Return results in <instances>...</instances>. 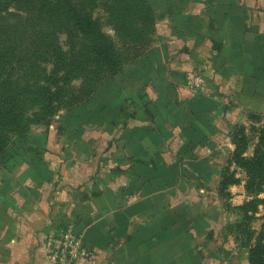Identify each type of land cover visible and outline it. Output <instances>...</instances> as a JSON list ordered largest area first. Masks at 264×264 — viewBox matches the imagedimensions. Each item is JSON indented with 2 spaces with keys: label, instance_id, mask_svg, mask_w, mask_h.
Instances as JSON below:
<instances>
[{
  "label": "rangeland",
  "instance_id": "obj_1",
  "mask_svg": "<svg viewBox=\"0 0 264 264\" xmlns=\"http://www.w3.org/2000/svg\"><path fill=\"white\" fill-rule=\"evenodd\" d=\"M187 1H72L112 38L120 68L76 70L48 127L10 135L0 154V264H248V247L264 224V202L247 215L238 207L264 201V186H251L231 162L230 133L249 127L248 113H263L264 105L236 110L238 100L221 93L212 51L206 57L172 44L171 38L184 37ZM70 17L54 0H18L0 13V51L7 60L0 105L18 94L31 96L56 53L77 50L82 41ZM195 75L203 86L187 88ZM159 137L171 141L160 147ZM193 138L207 141L190 145L186 140ZM128 174L139 176L146 190H174L177 226L169 249L135 227L141 220L122 218V205L142 200L130 182L127 193L119 190ZM223 175L240 182L220 192ZM108 180L111 192L104 187ZM61 231L92 258L55 259L47 243ZM170 254L174 259H166Z\"/></svg>",
  "mask_w": 264,
  "mask_h": 264
},
{
  "label": "crops",
  "instance_id": "obj_2",
  "mask_svg": "<svg viewBox=\"0 0 264 264\" xmlns=\"http://www.w3.org/2000/svg\"><path fill=\"white\" fill-rule=\"evenodd\" d=\"M184 19L183 42L176 37L171 38L172 44L176 46L181 42V46L187 49L202 50L206 57L210 54L216 72L222 78L221 93L230 101L238 100L239 105L235 109L260 111L264 105V0H191L185 3ZM234 117L231 115L230 120ZM183 128H186V133L189 132L186 126ZM159 139L160 147L167 146L171 141L170 138ZM190 140H186L190 145L207 141L199 138ZM130 159L127 156L124 161L128 163ZM164 163L169 164L167 161ZM127 176L131 178L121 179L119 190L127 193L129 186H134L131 193L134 192L142 200L137 201V205H122V218L128 222L141 220V223L134 222L137 224L135 227L145 230L150 237L158 238L156 244H166L169 249L171 235L177 226L174 217L176 206L171 203L174 190L171 187L163 191L157 189L158 192L146 190V187L137 183L139 176ZM111 182H104L109 192L112 190L109 186ZM62 196H66L63 191ZM147 201L151 204H146ZM154 229H161V232L156 235ZM166 259H174V256L170 254Z\"/></svg>",
  "mask_w": 264,
  "mask_h": 264
},
{
  "label": "trees",
  "instance_id": "obj_3",
  "mask_svg": "<svg viewBox=\"0 0 264 264\" xmlns=\"http://www.w3.org/2000/svg\"><path fill=\"white\" fill-rule=\"evenodd\" d=\"M62 5L71 17L73 27L77 29L81 37V44L77 50H60L52 61L54 65L49 74L37 85L31 96L24 93L18 94L20 99L12 103L6 100L0 105V154H3L10 135L20 129L28 130L30 126L50 125L66 96L68 86L76 70L86 73L88 69H101L104 72H118L120 61L116 55L114 41L108 36L101 23L91 15L81 13L73 0H54ZM18 0H0V13L4 12ZM148 9L144 13H147ZM153 19V17H152ZM128 34H131L130 32ZM7 63L6 56L0 51V71H4ZM14 106L22 105L19 109L11 110ZM28 106V107H27ZM27 107V109H25ZM249 127L240 125L230 133V141L234 147L231 162L245 171L249 177V184L264 186V123L263 113L250 112L247 115ZM252 148L250 156H246L247 150ZM240 181L234 175H223L219 183V191L226 192L229 186ZM260 199L252 200L238 210L245 215L250 209H255ZM248 264H264V224L256 242L248 247Z\"/></svg>",
  "mask_w": 264,
  "mask_h": 264
},
{
  "label": "built area",
  "instance_id": "obj_4",
  "mask_svg": "<svg viewBox=\"0 0 264 264\" xmlns=\"http://www.w3.org/2000/svg\"><path fill=\"white\" fill-rule=\"evenodd\" d=\"M196 76V75H195ZM199 77L190 76L186 81V87L189 89H199L203 86V82L198 79ZM52 237L49 238L47 246L51 247V251L55 253L59 260L65 261L82 259L83 261L90 260L91 254L85 250L81 243L72 237L68 232H53Z\"/></svg>",
  "mask_w": 264,
  "mask_h": 264
}]
</instances>
